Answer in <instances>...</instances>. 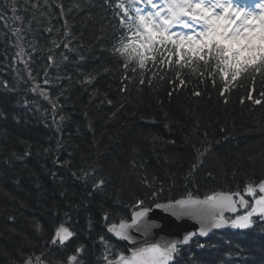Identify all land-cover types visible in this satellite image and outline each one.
Returning a JSON list of instances; mask_svg holds the SVG:
<instances>
[{
	"label": "trees",
	"instance_id": "16d2710c",
	"mask_svg": "<svg viewBox=\"0 0 264 264\" xmlns=\"http://www.w3.org/2000/svg\"><path fill=\"white\" fill-rule=\"evenodd\" d=\"M102 1L14 0L13 12V0H0V264L34 257L61 264L62 250L50 244L59 219L75 233L66 255L83 246L84 264H103V254L113 260L124 249L106 225L130 221L137 200L153 207L264 180V75L241 77L221 96L218 75L214 84L207 73L185 68L181 85L167 64L126 70L112 48L117 25L106 24ZM66 23L73 41L49 37L48 29ZM8 25L17 42L4 31ZM16 44L23 45L19 56ZM65 44L76 58L64 57ZM89 75L95 79L85 83ZM91 169L87 179L73 176ZM101 177L103 190L93 191ZM262 228L257 222L246 231L195 239L206 249L189 244L173 264H264Z\"/></svg>",
	"mask_w": 264,
	"mask_h": 264
},
{
	"label": "snow or ice",
	"instance_id": "6c2138e0",
	"mask_svg": "<svg viewBox=\"0 0 264 264\" xmlns=\"http://www.w3.org/2000/svg\"><path fill=\"white\" fill-rule=\"evenodd\" d=\"M140 4L144 8L137 6ZM116 7L123 12L120 24L129 31L135 30L134 41L124 43L122 39L120 45L113 49L114 54L123 58L122 66L126 70L134 62L135 66L131 68L133 72L136 66L146 69L149 61L168 64L169 70L175 68L181 85L185 84V80L180 78L185 68H189L193 74L199 72L200 76L207 73L209 78H213L214 84L218 75L224 80L221 96H225L232 82L241 77L247 76L254 80L257 74L264 75V0H131L130 4L121 2ZM12 11H16L14 0ZM56 46L59 47V44ZM165 53L176 59L166 58ZM48 60L51 62L52 56ZM93 79L95 77L89 75L85 83H91ZM123 79L128 80L129 77L125 75ZM45 83L48 81L45 80ZM139 83L145 81L141 79ZM120 91H127V85L122 84ZM193 94L199 96L201 93L196 91ZM261 95L264 96V92ZM248 98L252 99L251 92ZM107 102L112 103L111 100ZM224 103H228L226 98ZM253 103L259 105L261 100H253ZM63 163L67 164L68 161ZM90 174L94 175L95 169L85 172L83 177L73 172V176L84 179ZM140 182L148 187L154 183L149 182L147 177H142ZM16 183L19 184V180ZM104 185L102 177L94 180L93 191L103 190ZM157 194L156 191L152 193L154 197ZM154 207L177 218L190 217L196 220L198 231L188 232L179 240L146 241V246L134 247L130 256L120 253L114 260H108L105 255L108 264H173L180 254L181 246L190 244L197 236L207 237L211 232L224 228L246 231L253 229L258 221L264 224V180L249 182L243 190L237 189L235 192H215L203 200L189 193L185 198L167 204L155 203ZM241 209L244 211L240 212ZM151 211L152 208L145 206L144 200H137L130 221L121 218L118 224L111 223L106 227L119 240L134 244L135 238L131 235L133 230L146 236L152 232L154 225L148 216ZM9 219L14 220L15 217L10 216ZM104 220H109L107 213ZM37 230H40L39 226ZM74 235V231L62 222L55 228L51 243L65 245ZM101 242H104L103 237ZM198 247L203 249L206 244L198 242ZM82 251L83 246L76 249V253ZM68 260L69 264H73L77 261V255L69 256ZM25 264H32L31 259L26 260Z\"/></svg>",
	"mask_w": 264,
	"mask_h": 264
},
{
	"label": "water",
	"instance_id": "95a60500",
	"mask_svg": "<svg viewBox=\"0 0 264 264\" xmlns=\"http://www.w3.org/2000/svg\"><path fill=\"white\" fill-rule=\"evenodd\" d=\"M149 220L154 225L152 232L147 236L141 232L132 231L131 235L135 238V243L120 240L131 252L136 246H145V242L153 243L163 240H179L191 231H198L199 224L190 217L177 218L163 209L154 208L149 214ZM220 230V229H219ZM109 232V231H108ZM113 238L118 239L113 233L109 232ZM184 246V245H182Z\"/></svg>",
	"mask_w": 264,
	"mask_h": 264
},
{
	"label": "bare ground",
	"instance_id": "6f19581e",
	"mask_svg": "<svg viewBox=\"0 0 264 264\" xmlns=\"http://www.w3.org/2000/svg\"><path fill=\"white\" fill-rule=\"evenodd\" d=\"M66 4H71V0L69 1V0H66ZM101 4H103V8L105 9V11H106V13L109 15V1L108 0H103L102 2H101ZM91 7L94 5V3L93 2H91L90 4H89ZM40 10V8H34V11L35 12H38ZM65 10V9H64ZM34 11H29V13H34ZM106 14V24H108L109 26L111 25V23H110V17L108 16ZM14 28L15 27H13V26H11V25H8L7 27H6V29H4V31L5 32H7V33H9L10 35H11V37L12 38H14L15 39V41L17 42V37H16V35H17V33H16V31H14ZM49 37H54V38H56V40H57V43H62L63 41H73V35H72V31H71V29L69 28V24L68 23H66V24H63V27H58L57 28V31H54V30H51V32H50V36ZM50 43H52L51 41H50ZM21 44H24V43H21ZM49 47V49H51L52 47H55V44L53 43V44H51V45H49L48 46ZM61 51L64 53L63 55H64V57H65V53H70V54H72L75 58H76V54H73L72 53V51H71V48L70 47H68V48H62L61 49ZM59 221L62 223H66L67 222V220H65V219H59ZM59 225V223L58 224H55L54 226H55V228L57 227ZM106 231L108 230L107 229V227H106V229H105ZM75 240V237H73V239H71V240H69L67 243H68V245H69V248H71V247H73V245H74V243H73V241ZM117 242V241H116ZM66 243V244H67ZM118 243V242H117ZM200 243V242H199ZM190 245H192V246H197L198 247V241H195V240H193L191 243H190ZM54 247L56 248V249H58V250H62V252H60V257L63 259V261H62V263L61 264H69V260H68V258H69V256H71V255H73V254H75V255H77V261L76 262H74V264H84L85 263V261L87 260L86 258H87V255H88V252H87V249H86V247H83V251L82 252H80V253H76V251H74V253L73 254H71V255H66V252H65V248H64V245H59V244H55L54 245ZM75 249H77V247L75 248ZM203 249H206V247L205 248H203ZM203 249H200V251L201 250H203ZM105 251V250H104ZM84 253H85V256H84ZM115 253H116V257H118L119 256V254L120 253H124L126 256H129L130 254H131V252L130 251H127V250H125V249H123V251H115ZM58 256V257H59ZM104 257H105V254H103L102 256H101V261H103V264H108V260H110L109 258H108V260H105L104 259ZM99 260V259H98ZM237 262V261H236ZM35 264H47L45 261H43V260H41V262L40 263H35Z\"/></svg>",
	"mask_w": 264,
	"mask_h": 264
},
{
	"label": "rangeland",
	"instance_id": "374dc122",
	"mask_svg": "<svg viewBox=\"0 0 264 264\" xmlns=\"http://www.w3.org/2000/svg\"><path fill=\"white\" fill-rule=\"evenodd\" d=\"M130 255H131V254H130ZM130 255H129V256H130ZM35 261L37 262V259H36ZM34 264H35V263H34ZM73 264H74V262H73Z\"/></svg>",
	"mask_w": 264,
	"mask_h": 264
}]
</instances>
